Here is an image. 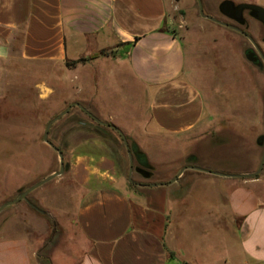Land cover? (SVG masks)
Here are the masks:
<instances>
[{"label":"crops","instance_id":"crops-1","mask_svg":"<svg viewBox=\"0 0 264 264\" xmlns=\"http://www.w3.org/2000/svg\"><path fill=\"white\" fill-rule=\"evenodd\" d=\"M223 1L202 0L210 12ZM231 1L264 7V0ZM182 7L180 0H0V61L51 75L35 93L41 102L63 100L52 114L71 106L51 130L76 185L80 245L71 264H264V130L248 158L256 154L257 167L229 171L206 160L222 128L186 68ZM107 84L121 88L120 116L113 99L105 103ZM133 143L147 165L132 152L131 171ZM184 146L193 149L172 166L171 154ZM203 191L215 202H197ZM0 264H41L26 232L0 233Z\"/></svg>","mask_w":264,"mask_h":264},{"label":"rangeland","instance_id":"rangeland-1","mask_svg":"<svg viewBox=\"0 0 264 264\" xmlns=\"http://www.w3.org/2000/svg\"><path fill=\"white\" fill-rule=\"evenodd\" d=\"M180 4L183 7L176 10V17L179 25L188 30L184 34L188 74L204 91L208 107L216 110L212 116L222 128L213 132L212 146L205 148V158L229 171L255 168L259 163L255 153L264 130V74L247 60L245 47L233 33H226L221 24L202 16L198 0H180ZM203 8L206 14L210 12L204 4ZM210 13L226 20L219 10ZM6 62L0 61V206L19 198L30 186L61 167L58 151L44 140V135L50 121L59 115L51 112L58 110L63 100L53 97L41 102L35 93L39 90L36 83L51 75L19 62ZM107 85L112 90L107 86L105 103L111 107L108 102L113 99V110L120 116L125 108L120 104L121 88ZM225 110L237 113L236 118L225 117L221 114ZM55 126L56 123L50 128L49 140L64 152L66 165L65 151L58 145L61 142L55 132L51 133ZM226 126L238 131H227ZM224 141H228L225 146L220 144ZM190 149L193 148L184 146L172 153L170 164L179 165L181 155ZM252 152L255 156L249 162ZM133 176L131 186L138 182ZM75 191L76 185L65 169L63 174L31 191L26 199L5 207L0 212V233L26 232L41 264H71L70 258L76 256L80 245L72 196ZM215 199L203 191L197 202L211 204Z\"/></svg>","mask_w":264,"mask_h":264},{"label":"water","instance_id":"water-1","mask_svg":"<svg viewBox=\"0 0 264 264\" xmlns=\"http://www.w3.org/2000/svg\"><path fill=\"white\" fill-rule=\"evenodd\" d=\"M199 2V7H200V12L202 14V16L206 17V18H209L213 21H216L218 23H220L221 21L217 18H215L214 16L212 15H209V14H206L204 12V8H203V2L202 0H198ZM225 6H229V10H231L232 12H234V15L239 19L242 17L243 15V12L244 10H250L252 16H254L256 19L260 20L261 22L264 23V7L263 6H260V5H257V4H252V3H240V4H235L233 1L231 0H224L222 3H221V6L220 8L224 10V7ZM242 21V20H241ZM254 51H252L251 53H249L247 55L248 59L250 60H254L255 58L253 57L254 55ZM76 105H78L80 108L82 109H85L83 107V105H81L80 103H77ZM71 106L68 107L67 109H65L61 114H59L58 116H56L55 118H53L50 123L48 124L47 128H46V132H45V135H44V140L46 142H48L53 148H55L58 153H59V156H60V162H61V167H60V170L50 174L49 176H47L46 178H44L43 180L37 182L36 184L30 186L25 192H23L21 194V196L17 199H14V200H10V201H7L5 203H3L1 206H0V212L7 206L15 203L16 201H19L20 199H26L28 194L33 191L34 189L38 188L39 186L45 184L46 182H48L49 180L61 175L64 173L65 169H66V165H65V162H64V152L57 148L50 140H49V131H50V128L51 126L57 121L59 120L62 116H64L65 114H67L70 110ZM90 114V113H89ZM92 117H94L93 115H91ZM96 120H99L97 119L96 117H94ZM124 137V135H123ZM125 143L128 145L129 147V144H128V141L127 139L125 138ZM129 155H130V160H131V171L133 170V164H134V157H133V153L132 151L129 152ZM264 164V158L262 160V163H261V168ZM188 167H191V168H195V169H198V170H201V171H206V172H210V173H215V174H220V175H224L222 174L221 172H216V171H212V170H209V169H206V168H202V167H199V166H194V165H190ZM187 168L184 167L182 169V171H184L185 169ZM138 170L142 171L143 173H145V175H149L145 172V170H142L141 168H138ZM257 173H254V174H250V176H253Z\"/></svg>","mask_w":264,"mask_h":264},{"label":"flooded vegetation","instance_id":"flooded-vegetation-1","mask_svg":"<svg viewBox=\"0 0 264 264\" xmlns=\"http://www.w3.org/2000/svg\"><path fill=\"white\" fill-rule=\"evenodd\" d=\"M221 6V4H220ZM219 6V12L224 16L226 20L219 19L220 24L228 26L232 30L236 32L243 33L250 40V46L245 47L244 52L247 60L253 65L255 70L257 69L258 73L264 74V23L260 20L254 18L250 15H246L243 12L241 18H237L234 15V12L229 10V6H225L224 10ZM245 11V10H244ZM251 14V13H250ZM242 20V21H241ZM257 22V27L254 26V22ZM255 27V28H254ZM256 29L258 36H254L252 33L253 30ZM254 51L253 57L254 60L248 59L247 55ZM264 141V136H263Z\"/></svg>","mask_w":264,"mask_h":264},{"label":"trees","instance_id":"trees-1","mask_svg":"<svg viewBox=\"0 0 264 264\" xmlns=\"http://www.w3.org/2000/svg\"><path fill=\"white\" fill-rule=\"evenodd\" d=\"M130 149L132 150L133 153H136L139 163H141L143 165H147V158H146L145 154H143L142 152L139 151L138 146L135 143H133L131 145ZM194 159L195 158H191L190 161H194Z\"/></svg>","mask_w":264,"mask_h":264}]
</instances>
